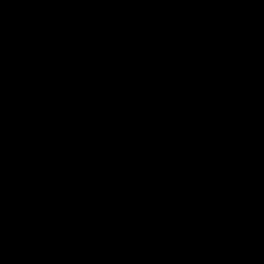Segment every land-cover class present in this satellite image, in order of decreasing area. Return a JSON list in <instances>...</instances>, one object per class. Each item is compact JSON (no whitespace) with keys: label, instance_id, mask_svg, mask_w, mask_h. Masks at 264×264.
Returning a JSON list of instances; mask_svg holds the SVG:
<instances>
[{"label":"water","instance_id":"95a60500","mask_svg":"<svg viewBox=\"0 0 264 264\" xmlns=\"http://www.w3.org/2000/svg\"><path fill=\"white\" fill-rule=\"evenodd\" d=\"M0 264H264V0H0Z\"/></svg>","mask_w":264,"mask_h":264}]
</instances>
